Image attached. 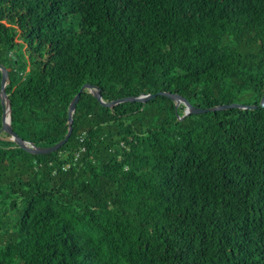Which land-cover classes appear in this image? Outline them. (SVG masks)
<instances>
[{
  "label": "trees",
  "instance_id": "16d2710c",
  "mask_svg": "<svg viewBox=\"0 0 264 264\" xmlns=\"http://www.w3.org/2000/svg\"><path fill=\"white\" fill-rule=\"evenodd\" d=\"M0 63L36 146L157 93L46 154L0 99V264H264V0H0Z\"/></svg>",
  "mask_w": 264,
  "mask_h": 264
},
{
  "label": "water",
  "instance_id": "95a60500",
  "mask_svg": "<svg viewBox=\"0 0 264 264\" xmlns=\"http://www.w3.org/2000/svg\"><path fill=\"white\" fill-rule=\"evenodd\" d=\"M0 70L2 71V84H1V91H0V99L2 103V128L1 130L6 131L10 134L11 138L16 141V143L26 151L33 153V154H46V153H51L54 151H57L60 149L69 139L73 132V114L76 109V106L81 98L82 91L85 88H89L92 90L94 96L99 100V102L108 107H112L115 104H118L120 102L124 101H140V102H145L148 101L154 97L157 96V93L153 94H146V95H141V96H132V97H124V98H119L110 102H107L103 99L101 90L97 86H93L92 84L86 83L84 84L80 90L77 92L75 95L73 101L70 104L69 110H68V123H69V129L66 134V136L57 142L56 144L52 146H47V147H42V146H36L34 143L28 140H24L23 138L20 137L19 134H17L12 125H11V120H12V108H11V102L9 99V95L6 91V84L9 76V70L4 66L2 63H0ZM161 93V92H160ZM162 94H166L171 96L173 99L177 101V103L184 102L186 105V115L188 114H193V113H202L206 111H216V110H222V109H227L231 107H236V108H256L257 105H243L239 103H231V104H225V105H220V106H214V107H198L194 106L191 104L189 100L186 98L182 97L181 95L177 93H166L163 92ZM261 106H264V94L261 99Z\"/></svg>",
  "mask_w": 264,
  "mask_h": 264
},
{
  "label": "built area",
  "instance_id": "2783aa9c",
  "mask_svg": "<svg viewBox=\"0 0 264 264\" xmlns=\"http://www.w3.org/2000/svg\"><path fill=\"white\" fill-rule=\"evenodd\" d=\"M83 140V138H81ZM82 149H85L84 147H82Z\"/></svg>",
  "mask_w": 264,
  "mask_h": 264
}]
</instances>
